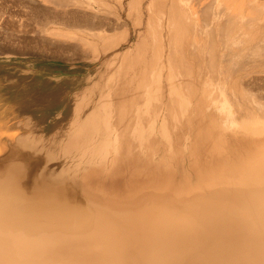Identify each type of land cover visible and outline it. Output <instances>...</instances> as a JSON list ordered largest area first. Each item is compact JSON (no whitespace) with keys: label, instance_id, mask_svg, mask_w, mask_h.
Segmentation results:
<instances>
[{"label":"bare ground","instance_id":"bare-ground-1","mask_svg":"<svg viewBox=\"0 0 264 264\" xmlns=\"http://www.w3.org/2000/svg\"><path fill=\"white\" fill-rule=\"evenodd\" d=\"M172 1L171 20L180 17L170 27L187 24L200 36L178 9L192 0ZM53 11L33 13L47 34L71 37L56 30L64 25L101 39V18ZM25 23L0 31V67L14 71L1 99L22 116L20 129L0 128V264H264V41L249 54L216 57L211 49L208 60L196 42L178 45L169 51L167 87L151 103L116 105L100 87L76 92L57 87L54 70L36 72L39 61L23 56L56 46L44 35L21 40ZM189 51L207 72L186 73L184 82L202 88L177 81L190 64L179 54ZM33 125L66 164L85 165L81 176L14 143L18 132L28 142V128L36 140Z\"/></svg>","mask_w":264,"mask_h":264},{"label":"rangeland","instance_id":"rangeland-1","mask_svg":"<svg viewBox=\"0 0 264 264\" xmlns=\"http://www.w3.org/2000/svg\"><path fill=\"white\" fill-rule=\"evenodd\" d=\"M54 1L55 0H52V2L51 0H0V31H8L5 33V35H8L9 31L13 32V30L7 27L2 28V26L13 21L14 23H20L21 20L24 23L26 22L25 27H23L24 32L20 34L21 40H32L33 38L40 39V37L44 35V37L46 36L47 39L51 40L56 46L45 49L44 52H42L43 54L39 53L35 56L26 54L23 56L25 58H34L39 61L40 66L36 69V72L46 73V71L49 72L48 70H54V72L50 73L56 75L55 80L58 85L57 87L73 88L76 92L85 88H93V86L100 87L103 92L106 91L104 93L105 95L103 94L106 102H115L116 105H123L125 103L146 105L151 103L155 95L167 87L168 82H166V80L169 79L168 75L170 73L167 64L169 60V51L177 50L179 46L181 49H184L187 47L186 43L191 40L192 43L196 42L197 44H195L197 46L199 45L198 47L201 50L198 49V56L200 57L203 54L204 58H206L205 60H208L209 57L205 54H210L212 51L216 57H220L221 54L222 56L229 54L226 52L227 50L230 53L232 51L234 53H240L242 50L246 52V54L253 53V51L256 50L255 48L260 47L261 42L264 41V0H192V3L189 2L190 5L189 3L184 5L186 7L185 9L178 8L183 10L184 16L185 14H191L189 17L194 21L195 28L203 31L200 36H192L188 30V25L184 23L183 27L176 23V31L170 27V24L180 17L179 13L176 12L175 18L171 20L172 15L170 13V7L173 3L172 0H134V5L132 0H117L118 2L116 0H67L71 3L69 6L65 7L55 4ZM117 3L119 5H116ZM193 3L196 4L194 5ZM210 4L212 5L210 6ZM196 5L198 7H195ZM201 6H204V8L202 9ZM153 7L155 8L153 9ZM35 8L51 9L52 11L54 10L53 12L57 11L56 13H64L63 11H65L66 13L69 12V15L75 12L76 16L79 15L78 17L91 15L96 18V21L97 18L98 21L99 18H101V21L104 20L103 23L105 25L104 30L100 32L101 39H95L89 36L87 33L88 31L84 28L77 29V27H74L70 29L66 28L64 25H57L56 30L69 33L71 37L52 36L47 34V30L43 29L38 21L35 20V15H33L36 10ZM207 8L211 9V11ZM203 10H206L205 14L202 12ZM212 10L214 11L212 12ZM30 12H32V14ZM20 14L23 15L20 16ZM27 14L29 15L27 16ZM233 21H236V24H234L233 29L230 30V23ZM111 23L112 26H110ZM209 35L211 37L210 40ZM85 42L87 44H85ZM103 44L108 48L105 54L101 52ZM238 44L240 47L237 46ZM254 45H256V47ZM189 52L187 56L185 54H179V59L182 58L185 62L190 64L188 72L184 69L176 71L178 74V77H176L177 81L183 82L186 86L202 88L203 83L197 81V79L192 81L191 84H186L184 82L187 76L184 74L186 73L195 77L199 71H204V74L207 72L205 65L203 66L204 69L203 67L199 69V67L195 65L194 56H192L191 51ZM45 62H52L54 65L53 68L42 65V63L44 64ZM12 72L14 71L2 72L0 67V86L7 82V77H5L6 74ZM100 81L103 82L100 83ZM173 84H175V82ZM177 84L178 82H176V85ZM123 86L128 87L124 88ZM1 95L3 96V93L0 90V128L6 130L20 129L22 121L20 122L19 118L22 116H19L17 113L20 108L15 107L9 102L6 103L1 99ZM13 121H15L18 126ZM12 123L14 124L13 126ZM36 128L37 127L34 125L31 126L33 132L36 133V140H30L28 136L30 129L28 128V135H26V140L28 142L24 141L25 137L21 132H18L15 135L16 140L14 143L21 144L22 146L25 143L24 145L34 154L44 152L48 160L52 161L58 159V161H55L60 163V167L70 170L72 174L76 176H81L80 171L83 170V167L86 168L85 165L80 163V160L69 161L66 164L61 160L62 158L59 157L55 149L50 147L51 144L44 140V142H42L41 132ZM24 134H26L25 131ZM42 143H44V145ZM90 188L92 191L102 190L97 183H93Z\"/></svg>","mask_w":264,"mask_h":264}]
</instances>
